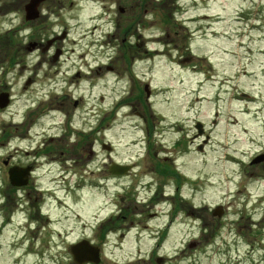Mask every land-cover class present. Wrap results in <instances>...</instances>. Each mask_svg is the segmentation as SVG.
I'll return each instance as SVG.
<instances>
[{"label": "flooded vegetation", "instance_id": "obj_1", "mask_svg": "<svg viewBox=\"0 0 264 264\" xmlns=\"http://www.w3.org/2000/svg\"><path fill=\"white\" fill-rule=\"evenodd\" d=\"M143 1L129 2L130 11L140 9L143 13L148 4ZM153 1L162 9L170 2L169 6L178 10L177 0ZM249 1L253 7H264V0ZM87 2L100 8L98 17L92 20L104 22L108 28L94 26L86 36L103 32L104 36L95 40L98 47L108 39L118 42L109 49L113 55L108 64H67L70 55L64 44L69 33L61 22H67L66 0L41 2L33 12L38 16L34 21L27 20L25 6L24 22L4 32L18 36L30 33L24 36L23 44L11 36L6 38L8 56L37 54L47 64L15 62L12 69L23 79L18 96L5 89L0 91L9 94L11 103H24L23 112L16 113L9 132L14 152L2 156L0 161V231L14 226L15 245L30 248L36 246L39 234H59L68 228L67 224H77L83 230L95 231L96 238L90 241H96L101 251L106 243L119 252H124L125 245L135 247L124 259L109 258L114 264L118 260L121 264H201V249L208 264V247L217 243L214 233H222L218 237L222 245L240 243L249 249L248 256L257 255L264 261V49L257 51L254 64L250 60V65L244 63L249 53L241 56V67L232 74L234 78L228 75L239 57L235 49L246 46L244 34L226 33L222 36L224 44L206 42V49L213 46L226 52L229 45L233 49L219 74L213 69L210 53L205 67L186 64L199 58L192 54L188 41L193 34L176 12L162 16L166 30L160 27L156 34L148 36L140 32V26L145 24L138 19L139 14L128 17L136 24H122L115 13L121 0ZM73 4L70 1L69 7ZM15 8L19 14V6ZM118 10L122 12L121 7ZM144 17L149 19L148 15ZM204 17L208 29V16ZM170 27L175 29L171 40ZM2 38L5 37L0 35ZM214 39L219 40L216 34ZM157 56L167 57L178 75L185 74L193 81L195 76H205L199 85H208V111L204 115L212 122L209 126L189 113L188 118H181L177 103H169L160 111L154 109L158 105L157 94L168 93L169 85L152 84L145 75L147 67L142 76L134 67ZM259 71L261 75H257ZM106 73L112 75L114 85H120V95L112 109L101 117L99 82ZM251 81L250 88L242 85ZM183 82L180 80L177 86H183ZM228 99L231 106L236 105L237 114L233 115L230 109L221 127L225 139L221 138L220 143L226 149V163L232 166L233 175L226 174L213 182L208 176V161L200 176L194 162L188 157V161L181 159L188 156L192 147L206 153L213 140L210 126L222 118ZM217 104H222L220 111L215 110ZM122 109L129 111L123 118L134 121L131 129L138 134L123 145L125 152L118 151L122 145L116 140L102 139V132L108 128L113 131L116 115ZM110 115L111 123L106 121ZM230 129L236 131L234 139H229ZM101 185L108 197L103 208L109 212L104 217L100 215V202L93 195L100 193ZM6 187L12 192V210L7 204L10 196ZM84 192L90 198L84 200ZM88 213L90 217L82 216ZM44 238L42 235L39 240L42 260L48 256L53 262L72 261L68 256L57 258L50 241ZM146 247H150V252ZM101 255L105 258L103 252Z\"/></svg>", "mask_w": 264, "mask_h": 264}, {"label": "rangeland", "instance_id": "obj_2", "mask_svg": "<svg viewBox=\"0 0 264 264\" xmlns=\"http://www.w3.org/2000/svg\"><path fill=\"white\" fill-rule=\"evenodd\" d=\"M30 1L31 0H0V35L5 37L0 40V91L5 89L10 91L15 96H18L19 90L23 84V79L20 80L17 73L12 69V66L15 64V62L19 61L21 65H35L40 63L47 64L46 61L43 62L44 57H40L37 54L30 57H22L19 55L15 58L6 54V41L8 40L6 38L8 36H11L12 40L15 42H19L18 40H20L21 44H23L25 37L30 34L28 31L21 36H18L17 33H10L6 35L4 33L8 28L20 26V24L24 22V13L22 10L30 3ZM70 1H73L74 3L72 7H69ZM131 1H139V3L144 2L143 0H121L120 5L117 6V9H115L116 16H120L121 21L123 22L122 24L126 25L129 22L134 23V21H131L128 19V17L134 18V16L139 14L138 19L144 20L143 23L145 24L144 27L140 26V32H144L148 36L156 34L160 30V27L166 30L167 25H162L161 18L168 12H176L178 19L181 22L187 23L185 26H187L189 31L193 34L192 37H190L191 39L188 40L191 43V52L198 55L200 58H204L205 56L207 57L205 59H195L192 62L186 64L198 66L201 65L205 67V61L207 60L210 53V60L213 64V69L221 74L225 68V66H221L223 61L227 58V54L230 51L233 52L231 45L227 46L226 52L224 49L223 51L222 49L216 50V48L213 46L207 50H198L197 47L204 42V39L207 38V40H209L206 41L207 43H211V41H219L224 44L226 42L222 36H224L226 33H242L244 34L243 42L247 47L244 46L242 48L235 49V53L239 57L233 61L236 66L232 68L233 70L229 72L230 74L228 75L236 78L232 74H235L239 69L238 67H241L240 57H247V53H249L250 57L248 58V61H245L244 63L250 65L252 62V64H254L257 58V51L264 49V7H253L249 0H179L181 8L178 10L174 9L172 6H169L170 2L168 5L166 4V6H164L165 8L163 7L162 9L158 6V4L154 3L153 0H147L148 4H146L143 8V13L140 9L131 12L129 8V2ZM66 2L68 5L67 22L64 20L61 22H63V27H67L69 33L68 40L64 44V46L69 50L70 55V59H68L69 61L67 64L69 66L82 64L95 65L98 63L107 64L110 61L109 58L113 55L112 51L109 49L118 42L115 43L114 41L108 39L105 40V42H111L109 43L110 46H108L107 43V45L98 47L94 45L96 44L95 40L99 39V36H104L103 32L98 30L95 31L93 35L89 34V36H86L88 34L87 32L92 30L94 26L103 25L104 30L108 28L104 22L92 20V18L98 17L100 11L99 6L91 2L90 4L87 2V0H66ZM17 6H19L20 9L19 14L16 13L18 10H16L15 7ZM118 7H121L122 12L118 10ZM145 9L148 10L147 15L149 19L144 17L147 16L145 14ZM204 15L208 16V29ZM57 29L58 28H56V30ZM170 29V33L172 34V37L170 38L171 40L173 39L172 32H174L175 29L172 27H170ZM215 34L219 40L214 39ZM188 41L187 43H189ZM259 42L261 44H259ZM210 43L208 44L211 45ZM85 53L88 55L82 58L81 55ZM145 67H147L146 70H148V73L145 75L149 78V82L152 81V84L156 86L169 85L170 88L168 93L157 94L158 96L155 98V101L158 103V105L155 104L154 109L160 111L164 109L165 106L167 107L169 103H177L179 105L178 113H180L181 118H188V115L186 114L189 113L191 116L194 115L193 118H201L204 123L208 124V126L210 123H212L210 118L206 120L204 115L208 111V85H199V82L205 79L204 75V77L195 76V81H193L190 76L185 74L178 75L174 69L175 65L170 63L167 57L162 56H157L155 58L149 57L147 64L138 63L134 67V70L138 72L140 76H142L143 73H146L144 70ZM207 71H204L205 75ZM261 74L262 72L260 71L257 73V75ZM180 80L184 81V85H180V87H178L177 83H180ZM252 81L250 83H243L242 85H244L246 88H250ZM256 85L257 82H255L254 87H256ZM161 90L163 91L164 89ZM193 91H196V96ZM177 93H179L178 96ZM78 94H80V92L76 93L74 96L78 97ZM82 94H85V92H82ZM99 95H101L100 112L101 117H103L105 113L112 109L114 103L116 102L115 99L118 100L120 95V85H114V81L110 73H106L104 76H102L99 82ZM194 96L196 99L195 104L192 106L194 102ZM229 102L230 100L228 99L222 118L217 119L216 123L213 124L214 126L218 124V127L215 128L212 124L210 126V128H212L213 140L212 145L208 147L206 153H200L195 147H192L188 150V156L181 159V162L188 161V157L191 162H194L196 165V173L200 176H203L204 174V169H202V166L205 164V161H208V176L212 177L213 182L219 178L225 177L226 174L230 176L233 175L232 166L226 163V149H222L220 143L221 138L225 139L221 127H223V124L225 125L230 109L233 115L236 116L237 114L236 105L233 104L231 106ZM23 104V100H21L11 103L10 107L6 110L0 109V161L2 156L10 155L14 152V145L11 141L12 136L9 135V132H12L13 127L11 124L16 113L23 112ZM221 106L222 104H217V106H215V110H218L219 108L218 111H220ZM127 113H129L127 109L118 111V114L116 115V126L114 127L113 131H109L108 128L105 132H102V135H104V138L102 139H114L119 143V145H122L118 148L119 152L127 151L125 148H123V145L138 135L131 129V125H134V121H131V119L128 118H123ZM112 117L113 116L110 115L107 117L106 121L111 123ZM235 135L236 131L234 129H230L229 139H234ZM93 188L95 189V185H93ZM104 188L105 186L101 185L100 193L93 194L96 199L98 198L97 200L100 202L102 207V211L100 212L101 217H104L107 212H109L108 209L103 208L104 202H106L108 199L107 193L103 190ZM9 190L10 188H5V192H8L7 194L10 196L8 203H5L10 205L9 207L12 210V192ZM82 196L83 199L86 200L90 198L89 196L91 195L88 192H84ZM197 201L199 202V198ZM217 201H219V199L214 200V202ZM82 216L90 217V213ZM67 225L68 228L66 230H61L59 232L60 235L56 232L39 234L38 239L35 240L37 241L36 246L30 248H26L24 245H20L18 248V246L15 245L17 244L15 243L17 231L14 226H7L0 233V264H71V262L68 260L53 262L52 260H48V256H45V259L42 260L39 253V240L42 235L45 236V241H50L49 245L52 247V253L57 258L68 256L69 246L72 242H76L83 237H86L90 240H95L96 238V233L94 230H83L80 225L73 223ZM196 234L198 236L201 235L199 231H197ZM222 235V233H214V236L217 237V243L208 247V264H264V261H262L257 255L248 256L246 253L249 251V249L240 243L222 245L220 239H218V237ZM95 243L97 244L96 241ZM106 245L107 246L103 249L105 258H103L100 264H114L109 260V258L116 257L124 259V256L126 257L129 252L135 249V247H132L131 249L125 245L124 252H119L118 250H115L113 246H108V243H106ZM145 249L148 252L151 250L150 247H146ZM200 251V263L205 264L203 255L204 249H201ZM119 261L121 260H118V264H121Z\"/></svg>", "mask_w": 264, "mask_h": 264}, {"label": "water", "instance_id": "obj_3", "mask_svg": "<svg viewBox=\"0 0 264 264\" xmlns=\"http://www.w3.org/2000/svg\"><path fill=\"white\" fill-rule=\"evenodd\" d=\"M45 0H31L26 6V18L27 20H34L38 16L36 13L33 14L35 9L39 6L41 2ZM9 105L8 94L0 95V109H4ZM11 180L13 181V174L11 173ZM13 183V182H12ZM71 253L74 257L76 264H98L100 262V249L93 246L88 241H82L71 248Z\"/></svg>", "mask_w": 264, "mask_h": 264}]
</instances>
